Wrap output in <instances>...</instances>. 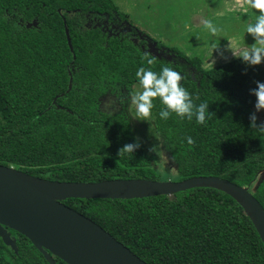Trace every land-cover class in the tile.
<instances>
[{"label": "trees", "instance_id": "16d2710c", "mask_svg": "<svg viewBox=\"0 0 264 264\" xmlns=\"http://www.w3.org/2000/svg\"><path fill=\"white\" fill-rule=\"evenodd\" d=\"M114 16L127 22L113 0H0V164L58 181L158 180L156 157L141 144L132 157L117 154L136 140L117 91L130 94L139 87L140 67L159 73L167 65L185 77L182 86L210 112L203 125L174 113L163 120L164 106L153 101V128L176 180L217 176L252 185L264 172V132L250 127L256 103L250 90L264 82V62L249 66L233 57L205 68L200 57L164 47L137 27H131L136 42L128 32L109 34L101 22ZM146 39L162 51L154 53ZM145 56L155 57V64L147 65ZM106 95L113 100L111 109L100 106ZM187 136L195 140L193 146ZM250 193L264 209V176ZM62 203L147 264H264V247L251 220L215 188H190L172 198ZM3 227L16 245L11 248L0 236L8 264H48L27 238ZM55 262L66 264L57 257Z\"/></svg>", "mask_w": 264, "mask_h": 264}, {"label": "water", "instance_id": "95a60500", "mask_svg": "<svg viewBox=\"0 0 264 264\" xmlns=\"http://www.w3.org/2000/svg\"><path fill=\"white\" fill-rule=\"evenodd\" d=\"M69 47L71 39L65 24ZM71 82V80H70ZM69 82L68 89L71 87ZM264 176L262 172L261 177ZM195 187H211L231 196L254 225L264 247V209L248 187L217 176L183 180L107 179L97 182L50 180L0 164V236L16 249L4 229H14L39 250L48 264H147L88 217L62 203L68 198L133 199L172 196Z\"/></svg>", "mask_w": 264, "mask_h": 264}, {"label": "rangeland", "instance_id": "374dc122", "mask_svg": "<svg viewBox=\"0 0 264 264\" xmlns=\"http://www.w3.org/2000/svg\"><path fill=\"white\" fill-rule=\"evenodd\" d=\"M113 1L119 10L126 14L130 23L133 25L135 23L137 28L155 41L161 42L164 47H175L188 56L200 57L205 68L236 57L234 55H239L255 42L251 35L245 33V29L249 23L254 22L257 13L247 5L241 6V0ZM204 20H211L220 32L217 35L211 34L203 26ZM139 87L134 86L130 94H124L122 90L117 91L121 92L120 108L128 115L140 144L156 157L158 180L176 181V171L165 157V151L163 152L160 140L155 134L151 118L148 121L138 120L135 106L130 102L131 95L141 91ZM112 104L110 95L102 97L100 104L102 108L111 109ZM253 111L260 123L264 124V110L256 112L254 108ZM154 148L156 150H152ZM261 174L248 187L250 191L258 183ZM0 263L8 264L7 256L1 247Z\"/></svg>", "mask_w": 264, "mask_h": 264}, {"label": "clouds", "instance_id": "9594fccd", "mask_svg": "<svg viewBox=\"0 0 264 264\" xmlns=\"http://www.w3.org/2000/svg\"><path fill=\"white\" fill-rule=\"evenodd\" d=\"M244 5L255 9L257 13L254 22L249 23L245 29V33L251 35L255 42L239 55H233L249 66L260 65L264 62V0H241V6ZM203 26L213 35L220 32V29L211 20H204ZM145 60L149 66L155 64V57L148 58L145 56ZM135 75L142 91H137L131 95L130 102L135 106L138 120L148 121L151 118L154 108L153 101L156 99H159L164 106L159 112V116L163 120H167L174 113L180 119L186 117L188 120H192L195 117L196 122L203 125L209 118V105L194 102L191 94L182 86L181 82L185 77L174 68L166 65L157 73L151 70V67H140ZM250 94L256 97V112L264 110V82L257 81L256 88L251 89ZM249 120L252 129L264 132V124L257 125L255 113L250 114ZM184 139L189 146L195 144V140L191 136ZM139 147V138H136L135 142L125 144L120 148L117 154L119 157L126 154L132 157L134 151Z\"/></svg>", "mask_w": 264, "mask_h": 264}, {"label": "flooded vegetation", "instance_id": "af4514ba", "mask_svg": "<svg viewBox=\"0 0 264 264\" xmlns=\"http://www.w3.org/2000/svg\"><path fill=\"white\" fill-rule=\"evenodd\" d=\"M98 25H100V24L98 23ZM101 27H103V30L108 31L109 34L114 32V31L128 32L130 34L131 39H133L136 42V35L137 34L135 35V33L131 29V27H138L135 25V23L133 25L128 20H127V22H122L120 17L114 16L110 20L108 18H106L105 20H102ZM145 44L146 45L148 44L150 46V50H152L154 53H158V52L162 51V49H160L159 47L151 45V43L147 39H146Z\"/></svg>", "mask_w": 264, "mask_h": 264}, {"label": "crops", "instance_id": "0c3cea01", "mask_svg": "<svg viewBox=\"0 0 264 264\" xmlns=\"http://www.w3.org/2000/svg\"><path fill=\"white\" fill-rule=\"evenodd\" d=\"M255 106L253 107V110H254Z\"/></svg>", "mask_w": 264, "mask_h": 264}]
</instances>
